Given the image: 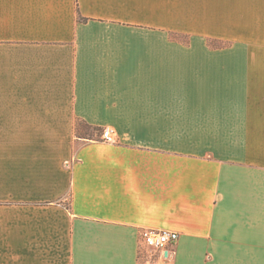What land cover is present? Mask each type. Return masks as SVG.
I'll use <instances>...</instances> for the list:
<instances>
[{
  "label": "crops",
  "instance_id": "0c3cea01",
  "mask_svg": "<svg viewBox=\"0 0 264 264\" xmlns=\"http://www.w3.org/2000/svg\"><path fill=\"white\" fill-rule=\"evenodd\" d=\"M0 264H264V0H0Z\"/></svg>",
  "mask_w": 264,
  "mask_h": 264
},
{
  "label": "built area",
  "instance_id": "2783aa9c",
  "mask_svg": "<svg viewBox=\"0 0 264 264\" xmlns=\"http://www.w3.org/2000/svg\"><path fill=\"white\" fill-rule=\"evenodd\" d=\"M101 139L107 142H114L115 137L112 129L105 128L101 132ZM142 241L149 247L166 251L168 246L173 245L178 239V232L167 229H145L142 232Z\"/></svg>",
  "mask_w": 264,
  "mask_h": 264
},
{
  "label": "trees",
  "instance_id": "16d2710c",
  "mask_svg": "<svg viewBox=\"0 0 264 264\" xmlns=\"http://www.w3.org/2000/svg\"><path fill=\"white\" fill-rule=\"evenodd\" d=\"M213 45V43H212ZM77 133L83 135V137L97 136L101 129L99 127L91 126L82 120H77Z\"/></svg>",
  "mask_w": 264,
  "mask_h": 264
},
{
  "label": "rangeland",
  "instance_id": "374dc122",
  "mask_svg": "<svg viewBox=\"0 0 264 264\" xmlns=\"http://www.w3.org/2000/svg\"><path fill=\"white\" fill-rule=\"evenodd\" d=\"M222 43L213 42V45H221Z\"/></svg>",
  "mask_w": 264,
  "mask_h": 264
}]
</instances>
